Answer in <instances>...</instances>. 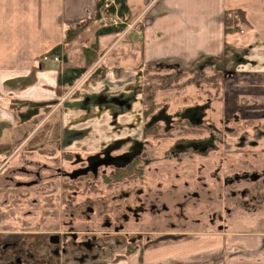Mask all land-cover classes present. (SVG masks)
I'll return each mask as SVG.
<instances>
[{
    "label": "crops",
    "instance_id": "1",
    "mask_svg": "<svg viewBox=\"0 0 264 264\" xmlns=\"http://www.w3.org/2000/svg\"><path fill=\"white\" fill-rule=\"evenodd\" d=\"M97 4L98 0H0V122L8 124L1 147L20 149L50 116L46 138H38L30 150L37 163L132 151L136 141L145 139L150 82L146 74L156 66L179 65L181 73L191 74L189 81L206 75L207 81L221 84L222 108L264 107V0H128L129 18L139 20L138 32L101 36L98 79L63 99L61 64L41 59L63 45V68L81 67L83 44L65 45L66 31L92 20ZM235 10L245 11L249 24L227 32L226 13ZM33 72L34 84L24 89L5 84ZM19 101L27 105L25 111L18 110ZM177 233L167 232L110 259H67L66 264H264V229ZM14 263L0 249V264Z\"/></svg>",
    "mask_w": 264,
    "mask_h": 264
},
{
    "label": "rangeland",
    "instance_id": "2",
    "mask_svg": "<svg viewBox=\"0 0 264 264\" xmlns=\"http://www.w3.org/2000/svg\"><path fill=\"white\" fill-rule=\"evenodd\" d=\"M116 4L112 3L117 11ZM104 10L105 8L102 14ZM125 22V29L120 34L122 37L128 35L129 30L131 32V29L137 28L136 19L128 18ZM99 26L101 23L98 19L89 23L76 38V43L83 44V56L85 46L91 47L96 43L95 39L92 43L91 33ZM135 31L138 32V29ZM127 40L132 38L127 36ZM101 58L102 55L99 59ZM98 60L73 85H61L65 92L63 99H70L80 87L98 79ZM64 64H61L63 71ZM180 70L182 72L179 65L168 68L156 66L146 74L150 80L146 84L145 107H150L146 126L154 125L157 128L153 133L147 134L145 140L136 141L132 151L118 156L141 159L143 174L138 178L121 182L111 181L108 184L105 176L115 172L121 163L119 159L99 167L96 177L88 174L75 181L63 174L85 167L90 161L98 160V156H89L87 159L76 156L73 160L64 158L58 161L47 158L37 163L39 160H36V154L30 155V150L38 138H46L44 133L50 116L44 119L41 130L38 129L37 134L28 137L20 149L3 151L1 160L5 161H0V249L7 253V257L13 259L14 264H19V259L22 264H66L67 259L69 263H80L82 259H95V256H98V259H110L115 254H124L130 246H137L147 240L157 241L161 234L152 232L206 231L203 225L196 224L195 219H205L206 212L201 214L200 210L208 205L211 196L203 185L206 183L207 187H212L215 184L209 176L215 167L222 168L223 146H218L219 151L215 155L211 154L214 156L200 153L197 149L201 144L208 148L212 146L208 125L212 123V119L218 122L219 126L223 121V111L220 107L223 105L224 91L221 84L207 81L206 75L189 81L191 74H183ZM21 89L24 88L17 90ZM240 92L236 90L234 94L240 95ZM26 106L20 101L17 104L20 112L25 111ZM242 109L247 110L243 107ZM256 110L264 113V107H256ZM262 116L263 118L255 121L260 123L259 127L264 130V114ZM55 119L59 120L57 116ZM0 123L5 125L3 134L8 124ZM249 138L260 139L255 133L254 137L250 135ZM4 141L6 140L1 142ZM262 141L264 143V139ZM255 164L262 166L264 162L257 161ZM64 181H70L69 183L74 185L64 187ZM172 185L177 187L172 189ZM199 185L198 191L202 192L203 196L201 199H195L192 193ZM252 186L261 190L264 196L262 180ZM217 193H214L213 205L220 212L222 200L217 198ZM141 202L146 205L152 202L160 205L165 203L173 206L174 210L172 213L161 212L157 217L149 212L143 213L139 221L132 216L128 221L123 220L122 215L126 213L127 205L134 207ZM175 203H182L187 207L184 210L188 216L187 221L175 218V214L179 213V209H175ZM91 208L93 211L89 210ZM258 208L256 213L249 212L246 216L264 217V204ZM234 217L237 219L238 215ZM105 220L110 221L111 225L105 224ZM260 221L263 220L258 219L254 224ZM173 222L177 223L175 230L171 229ZM116 226L122 228L117 231ZM252 226H255L253 220L238 222L237 219L228 226V230L247 231ZM216 227L215 225L214 230H217ZM255 227L253 229H264V222ZM26 231L28 233H25ZM52 235L60 237L59 245L51 243ZM52 250L56 253L52 254Z\"/></svg>",
    "mask_w": 264,
    "mask_h": 264
},
{
    "label": "flooded vegetation",
    "instance_id": "3",
    "mask_svg": "<svg viewBox=\"0 0 264 264\" xmlns=\"http://www.w3.org/2000/svg\"><path fill=\"white\" fill-rule=\"evenodd\" d=\"M220 109H222L223 111V121L220 123V126L218 125V122H216L214 119H212V123L208 125V130L210 131V138L212 140V146L208 148L206 145L201 144L197 149L200 153H204L207 155H215L219 151L218 146H223V153L221 159L222 168L215 167L211 171L212 175L209 176L211 181L215 184L212 187H207L206 183L203 185V188L207 189V194H210L211 196V198H209L208 200V205L200 210L201 214L206 212L205 219H202L200 217L198 219H195L196 224L203 225L207 232L214 230L215 225L217 226V229H229L228 226L237 219L238 222H240L241 220H253V225H255L256 227L264 222V217L251 216L248 218V216H246V214L249 212L256 213L259 209L258 207L264 204V196L262 195V191L257 189V187L252 186L254 183H257L261 180L264 186V165L259 166L255 164L257 161L260 163L264 162V143L262 141V139H264V130L259 127L260 123L255 121L257 119L263 118L262 115L264 113H259L257 111L258 109L256 110L255 107H246V111L243 110L242 107L238 106H231V108L228 109L226 107H221ZM235 117L236 119H234ZM238 118H242V120H239ZM254 133L257 137L259 136L260 139L249 138L250 135L254 137ZM166 134L170 133L166 132ZM208 151L210 152L208 153ZM117 159L121 161V163L118 164L119 166L133 162L135 160L132 158H128V156H121L118 158V156L107 155L103 158L98 157V160L102 161H90L88 165H85V167L75 169L71 172H66L63 174V176L67 177L68 179H71V181L80 179L88 174H93L94 177H96L95 175H97L98 173V168L104 165L102 164L98 167V162L110 160V162L108 163L110 164L112 161H115ZM248 161L250 163H247ZM140 164L141 159L137 167L143 169L142 165ZM85 169L87 170L85 174L78 175V172H81ZM64 182V187H69L68 185H74L70 184V181ZM79 186L80 185L78 184V187ZM176 187V185H172V189ZM186 187H188V185H186ZM199 187L200 185L192 193V196L195 199H201L203 196V193L198 191ZM215 192H218L216 194L217 198L222 200V209L220 212L216 210L213 205L215 203ZM175 205L177 206V208L175 209H179V213L175 214V218L187 221L186 218H188V216L184 212L187 207L183 206L182 203H175ZM230 205L232 206L230 207ZM126 209V213L122 215L123 220L126 221H128L131 216L136 219V221H139L140 216L143 213L147 212L151 213V215H153L154 217H157L164 212L172 213V210H174L173 206L166 205L165 203L160 205L156 202L149 203L148 205H146V203L144 202H141L134 207H132L131 205H127ZM89 210L93 211V208ZM236 214L238 215L237 219L234 217ZM258 219H262L263 221L254 224V221H258ZM203 220L204 223H202ZM105 224L109 226L111 225L110 221L108 220H105ZM176 225L177 223L175 222L171 223V229L175 230ZM255 226H252L251 228H254ZM120 228L122 227L116 226L117 231H119ZM191 232H178L179 234H177L182 235L189 234ZM152 233H159L161 234L160 237H165L167 234V232ZM167 236L176 237V235ZM54 237H58V240L55 241ZM50 241L51 243L58 245L59 243H61L60 237L58 235L50 236ZM149 242L150 241L148 240L145 241V243ZM138 246L139 244L137 246L128 247L127 252L129 250H133L134 248H138ZM51 253L54 254L56 252L55 250H52ZM82 257H84V255H82ZM20 261L22 262V260Z\"/></svg>",
    "mask_w": 264,
    "mask_h": 264
},
{
    "label": "trees",
    "instance_id": "4",
    "mask_svg": "<svg viewBox=\"0 0 264 264\" xmlns=\"http://www.w3.org/2000/svg\"><path fill=\"white\" fill-rule=\"evenodd\" d=\"M106 0H98L97 4V13L96 19L101 17V10L104 6ZM116 3L119 5V14L124 17L125 19L129 18L130 14V6L128 4V0H115ZM112 7V8H111ZM109 7V11L114 12L115 6L112 5ZM237 17V18H235ZM93 20H89L81 26L74 27L70 25L66 31V37L64 44L69 45L72 44L78 35L86 28L89 23ZM243 24V25H242ZM249 22L246 17V13L243 10H235V11H228L226 13V20H225V29L227 32H237L241 31L245 25L248 26ZM125 29V25H120L118 27H101L96 32V43L91 47H86L84 49V57H85V64L81 67H73V68H66L63 73L59 76V85L63 86H71L73 85L86 71L88 68L92 67V65L100 58L101 52L99 47L98 39L101 36L109 35V34H121ZM63 45L57 46L50 54H61L62 53ZM35 72V71H34ZM27 77H20L11 79L5 82L6 85L11 87L12 89H19L25 88L29 85H32L35 80L36 76L35 73ZM154 107V106H153ZM149 108H146L145 114L146 117L149 114ZM5 125L0 123V138ZM157 128L156 126L146 127L145 128V135L149 133H153V130ZM3 147H0V152L5 151ZM140 163V158H136L133 162L124 164L116 168L115 172L112 175L106 177V181L110 183L111 181L121 182L125 179H134L138 178L140 175L143 174V169L137 167Z\"/></svg>",
    "mask_w": 264,
    "mask_h": 264
},
{
    "label": "built area",
    "instance_id": "5",
    "mask_svg": "<svg viewBox=\"0 0 264 264\" xmlns=\"http://www.w3.org/2000/svg\"><path fill=\"white\" fill-rule=\"evenodd\" d=\"M112 3L115 4L114 0H112ZM111 5V3H106V6L109 7ZM122 22L121 18L115 14V16H104L102 19H101V23H103L104 25L108 26V25H119V23ZM45 59H48V57H45ZM55 61H60V58L58 56H56L54 58Z\"/></svg>",
    "mask_w": 264,
    "mask_h": 264
},
{
    "label": "water",
    "instance_id": "6",
    "mask_svg": "<svg viewBox=\"0 0 264 264\" xmlns=\"http://www.w3.org/2000/svg\"><path fill=\"white\" fill-rule=\"evenodd\" d=\"M110 162V160H108V161H103V162H98V167L100 166V165H102V164H108ZM87 172V170L85 169V170H83V171H81V172H78V175H82V174H85ZM75 176V175H74ZM54 239H55V241H57L58 240V237H54Z\"/></svg>",
    "mask_w": 264,
    "mask_h": 264
}]
</instances>
